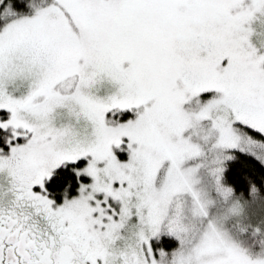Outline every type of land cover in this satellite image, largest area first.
Wrapping results in <instances>:
<instances>
[{
	"label": "snow or ice",
	"instance_id": "snow-or-ice-1",
	"mask_svg": "<svg viewBox=\"0 0 264 264\" xmlns=\"http://www.w3.org/2000/svg\"><path fill=\"white\" fill-rule=\"evenodd\" d=\"M0 264H264V0H0Z\"/></svg>",
	"mask_w": 264,
	"mask_h": 264
}]
</instances>
